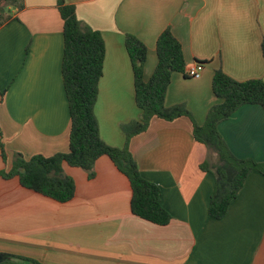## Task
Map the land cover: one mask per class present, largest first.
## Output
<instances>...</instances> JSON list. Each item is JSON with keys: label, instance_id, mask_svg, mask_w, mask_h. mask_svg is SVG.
Returning <instances> with one entry per match:
<instances>
[{"label": "crops", "instance_id": "0c3cea01", "mask_svg": "<svg viewBox=\"0 0 264 264\" xmlns=\"http://www.w3.org/2000/svg\"><path fill=\"white\" fill-rule=\"evenodd\" d=\"M60 0H24L0 29V171L14 156L69 151L71 117L64 88V22ZM79 21L101 33L106 54L94 113L100 136L122 149V127L141 119L127 34L148 48L145 80L152 76L160 34L171 28L187 69L204 63L200 79L174 73L166 106L184 104L199 125L221 102L215 72L245 82L264 78V0H63ZM239 159L264 163V109L241 107L219 125ZM7 162L2 158V147ZM130 152L145 179L161 190L173 217L160 226L134 216L128 178L108 157L95 176L64 166L76 195L58 203L0 178V255L41 264H264V175L252 172L221 220L208 214L216 177L201 165L207 148L196 142L187 117L153 119L132 138ZM3 264V263H1Z\"/></svg>", "mask_w": 264, "mask_h": 264}, {"label": "trees", "instance_id": "16d2710c", "mask_svg": "<svg viewBox=\"0 0 264 264\" xmlns=\"http://www.w3.org/2000/svg\"><path fill=\"white\" fill-rule=\"evenodd\" d=\"M24 7V0H0V29L13 20L12 10ZM58 9L64 22L62 75L71 117L69 151L49 157L35 155L29 159L16 154L11 169L0 171V178L18 179L22 187L64 204L76 195L75 181L65 174L64 166L82 169L93 178L97 161L101 157H108L130 182L132 214L165 226L173 217L161 204L160 188L143 177L130 152V142L133 137L146 132L153 119L171 122L187 117L193 123L194 139L208 150V157L201 169L216 177L208 214L213 219H223L249 175L254 171L264 175V163L237 158L220 134L219 125L229 120L243 106L257 105L264 109V80L239 82L221 70L216 71L212 90L221 102L209 109L205 123L199 125L184 104L166 106L172 75L182 73L186 77L187 71L182 43L174 36L171 28L164 30L158 37V63L148 81L144 74L148 48L138 38L127 34L125 46L134 75L136 104L142 115L139 121L122 127L126 134L125 147H111L102 140L94 113L106 54L103 37L100 32L79 21L74 5L60 0ZM262 49L264 56V44ZM1 147L2 158L7 162L4 145ZM2 257L3 264H41L14 255Z\"/></svg>", "mask_w": 264, "mask_h": 264}, {"label": "built area", "instance_id": "2783aa9c", "mask_svg": "<svg viewBox=\"0 0 264 264\" xmlns=\"http://www.w3.org/2000/svg\"><path fill=\"white\" fill-rule=\"evenodd\" d=\"M204 71V64L197 63L193 67L187 69L186 77L191 79H200Z\"/></svg>", "mask_w": 264, "mask_h": 264}, {"label": "water", "instance_id": "95a60500", "mask_svg": "<svg viewBox=\"0 0 264 264\" xmlns=\"http://www.w3.org/2000/svg\"><path fill=\"white\" fill-rule=\"evenodd\" d=\"M264 80V78H263ZM4 261V258L0 255V264Z\"/></svg>", "mask_w": 264, "mask_h": 264}]
</instances>
